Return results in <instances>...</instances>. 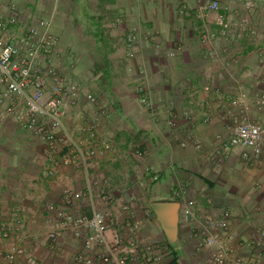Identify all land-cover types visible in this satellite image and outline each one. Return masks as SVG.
Masks as SVG:
<instances>
[{
	"label": "crops",
	"instance_id": "1",
	"mask_svg": "<svg viewBox=\"0 0 264 264\" xmlns=\"http://www.w3.org/2000/svg\"><path fill=\"white\" fill-rule=\"evenodd\" d=\"M210 1L0 0V10L15 3L26 22L52 17L59 69L107 111L99 117L83 96L66 108L65 126L84 153L92 145L84 127L95 119L109 149L92 164L76 156L53 177L43 174L49 161L38 140L0 126V225L12 207H23V223L14 233L28 240L40 264H76L71 256L79 244L69 232L57 239L53 253L46 242L45 206L66 188L84 190L88 177L112 201L130 204L143 237L165 253L166 264H211L208 253L195 248L196 223H182L178 208L170 240L151 208L155 201L176 202L177 190L197 198L201 211L210 206L206 198L215 208H229L243 242L256 230L264 232V153L257 162L234 153L222 165L213 157L214 145L228 137L235 120L264 125V105L257 104L264 94V0H252V10L244 8L247 0H217L218 11L208 9ZM129 32L136 36L132 56ZM135 142L141 156L134 153ZM67 153L64 147L57 158ZM137 170L146 174L143 188L135 183ZM97 202L109 207L101 198ZM68 209L90 213L84 199ZM240 253L249 264H264V235Z\"/></svg>",
	"mask_w": 264,
	"mask_h": 264
},
{
	"label": "built area",
	"instance_id": "2",
	"mask_svg": "<svg viewBox=\"0 0 264 264\" xmlns=\"http://www.w3.org/2000/svg\"><path fill=\"white\" fill-rule=\"evenodd\" d=\"M243 5L246 10H252L255 3L247 0ZM207 7L218 11L219 3L212 0ZM217 21L223 23V14L217 13ZM208 38L207 32L201 35L202 42ZM126 40L132 48V56L135 33L129 32ZM59 47L60 38L52 31L51 16L26 22L15 3L0 10V126H8L13 132H25L42 144L49 161L43 172L47 177L56 175L60 164H74L76 156L92 164L109 149V143L97 131V119L84 127L92 144L86 153L65 126L66 108L76 104L82 96L94 106L99 117H106L107 111L93 94L83 92L81 83L59 69ZM142 100L148 103L145 98ZM257 104L264 105V94L259 95ZM228 132V137L220 139L213 147L215 163L222 165L234 153L244 161H259L264 153L263 124L235 120ZM193 144L200 147V139H194ZM131 146L136 156L142 155L139 143ZM64 147L69 148V153L58 159L57 154ZM134 174L135 183L143 188L145 172L137 170ZM94 183L88 177L84 190L66 188L57 202L46 204V242L52 253L57 239L69 232L79 244L77 252L71 256L76 264H166L165 253L143 237L141 221L130 204L118 202L119 199L112 201ZM173 197L179 205L180 221L196 223L195 248L198 252L206 251L211 264H249L240 251L243 246L252 248L258 244L263 231H254L252 239L243 242L231 226L233 214L229 208H215L212 200L206 198L210 206L201 211L198 199L185 191L177 190ZM97 198L109 207L101 208ZM82 199L88 202V215L68 209ZM24 213L23 207H12V216L0 225V239L4 243L0 247V260L6 264H40L28 240L14 233V227L23 223Z\"/></svg>",
	"mask_w": 264,
	"mask_h": 264
},
{
	"label": "water",
	"instance_id": "3",
	"mask_svg": "<svg viewBox=\"0 0 264 264\" xmlns=\"http://www.w3.org/2000/svg\"><path fill=\"white\" fill-rule=\"evenodd\" d=\"M151 208L160 222L163 230L170 240L174 237L176 222L178 220V202L155 201Z\"/></svg>",
	"mask_w": 264,
	"mask_h": 264
}]
</instances>
